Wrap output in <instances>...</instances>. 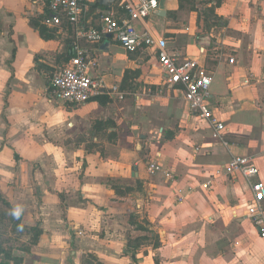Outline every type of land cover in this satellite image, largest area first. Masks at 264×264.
Returning a JSON list of instances; mask_svg holds the SVG:
<instances>
[{"label":"crops","instance_id":"0c3cea01","mask_svg":"<svg viewBox=\"0 0 264 264\" xmlns=\"http://www.w3.org/2000/svg\"><path fill=\"white\" fill-rule=\"evenodd\" d=\"M158 3L146 24L211 75L226 146L162 85L154 50L128 52L109 35L82 44L97 60L91 75L124 100L52 101L49 79L70 58L73 28L53 24L42 0H0V193L41 230L19 264H264V238L244 216L248 182L225 171L231 155H250L264 182V2ZM91 4L85 25L122 14L117 1ZM149 161L175 180L149 175ZM176 186L193 188L183 203Z\"/></svg>","mask_w":264,"mask_h":264},{"label":"built area","instance_id":"2783aa9c","mask_svg":"<svg viewBox=\"0 0 264 264\" xmlns=\"http://www.w3.org/2000/svg\"><path fill=\"white\" fill-rule=\"evenodd\" d=\"M42 1L53 13L52 23L60 25L65 21L74 33L70 58L49 79L48 88L53 97L71 104H83L102 94L115 101L124 100L126 94L117 85H107L91 75L97 60L91 50L82 44L97 43L109 35L128 52L143 48L154 50L162 72V85L179 92L189 110L210 125L212 137L224 146L227 145L223 137L225 126L215 117L209 102L211 75L195 59L179 60L176 53L168 50L166 39L156 35L146 24V18L159 7L158 0H116L122 10L121 16L116 17L112 12L105 11L100 14L99 26L82 23L87 5L96 0ZM136 21L142 23L141 29L136 28ZM146 170L151 176L161 175L168 180H175L173 172L164 169L156 161H149ZM225 171L228 175H239L248 182L252 198L246 205L244 216L257 229L259 236L264 238V182L255 179L259 169L253 157L231 155ZM209 185V182L205 184ZM185 189L178 186L174 188L177 203H183L187 194L193 190L190 186Z\"/></svg>","mask_w":264,"mask_h":264},{"label":"trees","instance_id":"16d2710c","mask_svg":"<svg viewBox=\"0 0 264 264\" xmlns=\"http://www.w3.org/2000/svg\"><path fill=\"white\" fill-rule=\"evenodd\" d=\"M90 7L91 8H101V9L104 8V7L99 5L98 0L93 2L90 5ZM3 201L4 200L1 198V195H0V213H5V212L8 213V210H9L8 206ZM3 219H4V221H3ZM8 225H10L9 226L10 232H13L18 228L20 231V233H19L20 235H28L29 239H30V243L28 242L29 244H33L37 241L41 230L38 229L37 227H34V226L26 227L25 225L21 224L19 217L15 218L11 214L6 215V218L4 216H0V237H1V241H0V264H9L11 260H14L19 264V262L21 261V258L18 257L17 255H14L12 253V246L7 245V243H6V241L9 238H7L5 236V233L7 231V229L5 230V227ZM20 235L18 236V241L21 240V239H19V238H21ZM24 248L22 250H26V251L28 250V248H26V249H24Z\"/></svg>","mask_w":264,"mask_h":264},{"label":"rangeland","instance_id":"374dc122","mask_svg":"<svg viewBox=\"0 0 264 264\" xmlns=\"http://www.w3.org/2000/svg\"><path fill=\"white\" fill-rule=\"evenodd\" d=\"M66 62H64L61 66H63L64 64H65ZM54 72V71H53ZM49 89V88H48ZM52 99V101H56L57 100V98H51ZM147 149H145L144 147H142V151L143 152H145ZM231 176H233V175H231ZM0 195H1V198L4 200L3 202H5V204L8 206V213L9 214H11V215H13L15 218H17V217H19V218H21V214L19 213V211H15L12 207H11V205H10V203L8 202V200L7 199H5L4 197H3V195L0 193ZM242 199V201H240L239 202V204H240V207H241V209H243V208H245L243 205L245 204V201H246V199L247 198H244V197H241ZM7 212H5V213H0V216H4L5 218H6V215H9ZM3 221H4V219H3ZM9 226L10 225H8V226H6L5 227V230L7 229V231H6V233H5V236L7 237V238H9L7 241H6V243H7V245H11L12 246V253L14 254V255H17L18 254V251L19 250H22L24 247V249H26V248H30L31 246H32V244H29L30 243V239H29V236L28 235H20L19 233H20V231H19V229L17 228L15 231H13V232H10L9 231ZM21 236V238H19V239H21V240H19L18 241V236ZM31 236V235H30ZM4 237V236H3ZM11 238V239H10ZM22 239H24L25 241L23 242L22 241ZM0 241H1V237H0ZM29 242V243H28ZM9 264H18L16 261H14V260H11L10 261V263Z\"/></svg>","mask_w":264,"mask_h":264},{"label":"water","instance_id":"95a60500","mask_svg":"<svg viewBox=\"0 0 264 264\" xmlns=\"http://www.w3.org/2000/svg\"><path fill=\"white\" fill-rule=\"evenodd\" d=\"M116 0H98L100 6L109 8Z\"/></svg>","mask_w":264,"mask_h":264}]
</instances>
